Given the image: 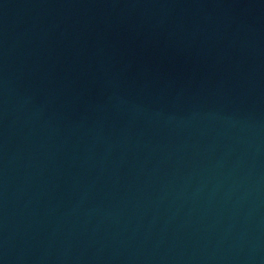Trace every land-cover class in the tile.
<instances>
[{"label": "water", "instance_id": "1", "mask_svg": "<svg viewBox=\"0 0 264 264\" xmlns=\"http://www.w3.org/2000/svg\"><path fill=\"white\" fill-rule=\"evenodd\" d=\"M0 264H264V0H0Z\"/></svg>", "mask_w": 264, "mask_h": 264}]
</instances>
